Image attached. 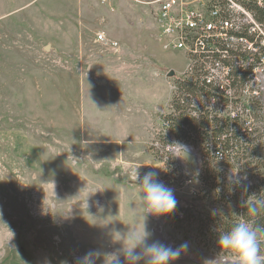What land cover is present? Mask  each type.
I'll list each match as a JSON object with an SVG mask.
<instances>
[{"label": "rangeland", "instance_id": "374dc122", "mask_svg": "<svg viewBox=\"0 0 264 264\" xmlns=\"http://www.w3.org/2000/svg\"><path fill=\"white\" fill-rule=\"evenodd\" d=\"M184 63L134 0H0V264H81L90 251L91 264H129L144 225L149 242L188 244L171 264H239L175 219L204 204L192 199L200 148L162 122ZM136 171L174 190L172 213H147Z\"/></svg>", "mask_w": 264, "mask_h": 264}, {"label": "built area", "instance_id": "2783aa9c", "mask_svg": "<svg viewBox=\"0 0 264 264\" xmlns=\"http://www.w3.org/2000/svg\"><path fill=\"white\" fill-rule=\"evenodd\" d=\"M134 1L155 10L162 49L182 54L185 63L177 80L214 94L205 100L202 93L183 92L181 104L217 107L218 118L245 127L259 122L264 110V23L247 6L264 7V0ZM93 43L106 44L104 34H95ZM110 48L119 51L116 43ZM175 91L172 85L171 95Z\"/></svg>", "mask_w": 264, "mask_h": 264}, {"label": "trees", "instance_id": "16d2710c", "mask_svg": "<svg viewBox=\"0 0 264 264\" xmlns=\"http://www.w3.org/2000/svg\"><path fill=\"white\" fill-rule=\"evenodd\" d=\"M247 7L264 23V7ZM174 85L176 91L168 104L170 112L162 122L175 140L200 148L201 167L196 179L200 190L192 191V199L204 203L199 207H179L175 219L179 214V223L193 228L197 245L204 250L231 258L238 256L221 249L219 238L238 223L246 222L257 232L260 255L264 256L263 129L258 123L245 127L239 121L222 120L217 107L204 104L188 108L181 104L183 92L202 93L205 100L214 94L193 82L178 79ZM232 112L239 116L238 110Z\"/></svg>", "mask_w": 264, "mask_h": 264}, {"label": "clouds", "instance_id": "9594fccd", "mask_svg": "<svg viewBox=\"0 0 264 264\" xmlns=\"http://www.w3.org/2000/svg\"><path fill=\"white\" fill-rule=\"evenodd\" d=\"M177 148L185 154L189 149L185 145L176 144ZM158 173L148 171L141 177L136 171L135 180L141 186L144 195L141 199L147 209V213L156 216L168 215L177 207V199L174 190L157 179ZM255 212V208L252 209ZM119 236V231H117ZM151 232L146 225L142 232H132L128 236V249L125 253L129 264H171L177 259L182 251L187 250L185 242L177 248L166 245L159 240L149 242ZM119 238H122L119 236ZM219 247L230 250L238 256L239 264H264V256L260 255V246L257 240V232L246 222L235 225L232 230L220 236ZM139 249V251L137 250ZM93 252H88L81 258V264H91L90 258ZM146 257V259H145ZM114 264H123L117 257Z\"/></svg>", "mask_w": 264, "mask_h": 264}, {"label": "water", "instance_id": "95a60500", "mask_svg": "<svg viewBox=\"0 0 264 264\" xmlns=\"http://www.w3.org/2000/svg\"><path fill=\"white\" fill-rule=\"evenodd\" d=\"M169 75L171 76V75H173V73L171 72Z\"/></svg>", "mask_w": 264, "mask_h": 264}, {"label": "bare ground", "instance_id": "6f19581e", "mask_svg": "<svg viewBox=\"0 0 264 264\" xmlns=\"http://www.w3.org/2000/svg\"><path fill=\"white\" fill-rule=\"evenodd\" d=\"M87 159V158H86Z\"/></svg>", "mask_w": 264, "mask_h": 264}]
</instances>
